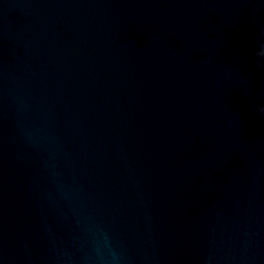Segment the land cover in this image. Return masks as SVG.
Segmentation results:
<instances>
[{
    "label": "water",
    "instance_id": "obj_1",
    "mask_svg": "<svg viewBox=\"0 0 264 264\" xmlns=\"http://www.w3.org/2000/svg\"><path fill=\"white\" fill-rule=\"evenodd\" d=\"M0 264H264V0H0Z\"/></svg>",
    "mask_w": 264,
    "mask_h": 264
}]
</instances>
